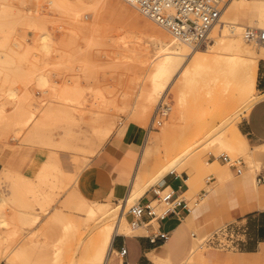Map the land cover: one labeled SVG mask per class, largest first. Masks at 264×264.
Masks as SVG:
<instances>
[{
    "label": "rangeland",
    "instance_id": "obj_1",
    "mask_svg": "<svg viewBox=\"0 0 264 264\" xmlns=\"http://www.w3.org/2000/svg\"><path fill=\"white\" fill-rule=\"evenodd\" d=\"M159 30L173 37L123 0H0V195L9 200L4 212L10 222L0 227V264L85 263L104 223L81 204L94 197L116 207L120 197L112 193L114 171L133 176L158 107L155 103L144 113L138 111L142 87L160 59L156 57ZM45 31L52 45L49 50L39 45ZM255 31L260 39L261 30ZM247 40L255 54L264 49ZM39 73L48 76L47 85L38 84ZM223 81L216 73H204L181 100L173 86L169 90L164 98L169 112L151 127L153 136L162 134L163 125L170 133L152 144L163 154L154 159L159 168L168 163L166 152L176 137L185 134L186 123L208 120L215 122V130L193 142L198 151L175 166L178 171L188 162L196 167L207 160L220 161L219 170L229 169L222 154L241 157L253 174L260 170L256 155L263 147L254 153L244 139L226 146L211 141L221 126L232 134L250 103L259 98L255 90L244 99ZM30 103L39 109L34 122L27 123ZM110 125L114 131L106 146L99 147L98 139ZM117 137L114 170L94 167L93 159ZM62 152L71 165H64ZM217 168L208 166L194 181L186 194L192 207L201 201L200 191L210 188L208 182ZM161 180L145 193L157 189ZM137 201L130 202L127 212ZM116 218L113 213L106 223ZM202 240L196 239L194 248Z\"/></svg>",
    "mask_w": 264,
    "mask_h": 264
},
{
    "label": "crops",
    "instance_id": "obj_2",
    "mask_svg": "<svg viewBox=\"0 0 264 264\" xmlns=\"http://www.w3.org/2000/svg\"><path fill=\"white\" fill-rule=\"evenodd\" d=\"M249 1L247 19L242 22L264 27V0ZM256 90L259 98L238 124L254 153L257 147L264 148V55L258 59ZM118 145L117 137L93 159L94 167L112 172V154ZM61 156L64 165H71L65 152ZM256 158L261 164L256 174L245 164L241 173L232 166L219 170L223 164L218 161L217 175L208 182L210 188L200 191L201 201L193 207L186 194L196 185L193 179L196 167L189 165L179 171L177 168L168 171L158 186L173 191L172 209L163 217L146 214L138 225H133L134 216L128 211L126 219L133 232L115 235L110 264H264V149ZM114 174L112 180L116 183L112 193L118 199L124 197L128 189L118 180L129 181L131 177L119 169ZM155 197L154 189L149 190L137 204L145 205ZM220 228L229 231L230 247L203 243ZM161 232H165L167 238L161 237ZM196 239L203 240L194 248ZM123 248L127 250L125 254L121 253Z\"/></svg>",
    "mask_w": 264,
    "mask_h": 264
},
{
    "label": "bare ground",
    "instance_id": "obj_3",
    "mask_svg": "<svg viewBox=\"0 0 264 264\" xmlns=\"http://www.w3.org/2000/svg\"><path fill=\"white\" fill-rule=\"evenodd\" d=\"M249 2V0H228L220 19L206 34V42L200 45H195L174 35L171 37L166 32L159 30L156 38L159 44L156 57H160V59L153 65V70L142 87L140 97H138L142 107L138 111L144 113L148 105L153 106L155 103L159 107L164 103V98L172 86L174 87L176 97L181 100L184 92L190 89L196 78L204 73H216L217 78L224 80L225 85L231 86L232 90H235L238 96L247 99L248 95L256 90L258 58L264 55V49L259 50L257 52L258 54H255V51L250 47L247 40L248 37L254 40L255 43L258 42L264 48V27L254 22L253 24L242 22V20L246 21L247 19ZM75 16L78 17L79 13L76 12ZM75 28L74 26V31H78L79 27ZM258 29L261 30L262 34L260 35V39L257 37L255 31ZM40 37L42 39V45L39 44L40 47L49 50L52 45L48 40V33L45 31ZM188 60H191L190 64H188ZM249 63H251L250 70L248 68ZM246 70L248 71L246 72ZM245 73H247V76H245ZM43 74L39 73L36 77L38 84L40 83L41 86L48 84V76ZM178 74L179 76L176 80ZM255 101L251 102L248 108ZM31 105L30 103V108ZM165 106H167L166 111L169 112L170 107L168 105ZM36 108L37 106L33 105V108L30 109L31 115L27 123L30 121L34 122L36 117L35 113L39 109ZM156 112L157 110L154 113V119L152 118L153 121L143 140L136 171L128 179V189L127 193L124 194L125 196L119 198V203L114 208H110L108 202H100L94 197L87 198L81 204L86 206V211L89 215H96L99 222L104 223L101 232L92 241L89 255L84 264H110L112 243L115 235L118 233L130 234L133 231L128 229L126 219L127 207L130 202L140 199L152 183L158 179H163L168 171L176 168L175 166L178 164L183 163L192 153H196L198 149L194 148L193 142L201 140L202 137L208 135V132L215 130L216 127L215 122L208 120H197L186 123L185 134L181 138L176 137L172 142L171 148L166 152L167 158L169 157L168 163L159 168L154 159L160 160L163 154L160 150L154 151L152 144L169 138L170 133L167 125H163L161 128L162 134L160 136H153L152 128L155 127V123H161L158 119L157 122L155 121ZM113 131L114 126L107 127L104 132L101 131L103 135L101 140L98 139L99 147L106 144ZM243 139L245 140V136L239 127L235 125L233 126L232 134L226 133L224 127L221 126L211 141L212 143L218 142L220 145L224 144L226 146L232 140L241 143ZM212 164L218 165L219 163L217 161L213 163L199 161L196 166L197 173L193 176V179H198L200 172L206 170ZM189 165L193 164L188 162L185 166ZM111 183L114 184L115 181L112 180ZM8 202L9 200L4 194L0 195V227H5L10 224L4 212V208ZM21 213L24 214L25 211L22 210ZM113 213L117 214V218L106 223L108 217ZM84 224L88 227L86 219Z\"/></svg>",
    "mask_w": 264,
    "mask_h": 264
},
{
    "label": "built area",
    "instance_id": "obj_4",
    "mask_svg": "<svg viewBox=\"0 0 264 264\" xmlns=\"http://www.w3.org/2000/svg\"><path fill=\"white\" fill-rule=\"evenodd\" d=\"M151 20L170 31L174 36L189 41L195 45L206 42V34L214 27L222 15L228 0H123ZM167 104L162 103L156 112L155 121L168 114ZM222 160L236 168L241 173L245 162L241 157L233 158L229 154H222ZM155 199L145 205L135 204L129 212L133 214V225H138L140 219L148 214L153 217L165 216L172 209L173 191L158 187L154 189ZM157 201V202H156ZM228 230L220 228L207 236L203 243L218 248L230 247ZM167 238L165 232L159 234ZM126 248L121 250L126 253Z\"/></svg>",
    "mask_w": 264,
    "mask_h": 264
}]
</instances>
